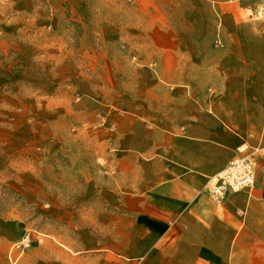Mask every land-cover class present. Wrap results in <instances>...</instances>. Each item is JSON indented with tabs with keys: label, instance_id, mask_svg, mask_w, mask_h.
Instances as JSON below:
<instances>
[{
	"label": "rangeland",
	"instance_id": "1",
	"mask_svg": "<svg viewBox=\"0 0 264 264\" xmlns=\"http://www.w3.org/2000/svg\"><path fill=\"white\" fill-rule=\"evenodd\" d=\"M188 7L187 0H0V216L21 226L14 225L11 264H118L115 227H100L102 209L114 208L85 175L98 184L109 176L97 161L115 152L106 114L133 78L139 44L152 25L166 23L184 44L201 46L185 62L209 61L207 49L256 44L264 29V0L236 19ZM188 29L197 38L184 37Z\"/></svg>",
	"mask_w": 264,
	"mask_h": 264
},
{
	"label": "crops",
	"instance_id": "2",
	"mask_svg": "<svg viewBox=\"0 0 264 264\" xmlns=\"http://www.w3.org/2000/svg\"><path fill=\"white\" fill-rule=\"evenodd\" d=\"M252 1L187 4L236 19L252 12ZM147 39L133 78L122 82L120 104L106 114L115 152L97 161L109 176L98 184L85 175L92 193L114 208L102 209L100 227H115L118 264H264V156L252 187L220 202L207 191L210 176L264 146V29L256 44L210 47L209 61L185 62L201 46L184 44L166 23L152 25ZM194 69L208 76H192ZM16 224L0 216V264L12 262Z\"/></svg>",
	"mask_w": 264,
	"mask_h": 264
},
{
	"label": "built area",
	"instance_id": "3",
	"mask_svg": "<svg viewBox=\"0 0 264 264\" xmlns=\"http://www.w3.org/2000/svg\"><path fill=\"white\" fill-rule=\"evenodd\" d=\"M264 149H253L251 152L232 159L223 169L207 180V191L210 197L220 202L228 191L238 192L254 184L255 170L259 159L264 156Z\"/></svg>",
	"mask_w": 264,
	"mask_h": 264
}]
</instances>
